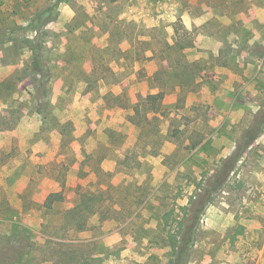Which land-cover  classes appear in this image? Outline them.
<instances>
[{
  "label": "rangeland",
  "instance_id": "1",
  "mask_svg": "<svg viewBox=\"0 0 264 264\" xmlns=\"http://www.w3.org/2000/svg\"><path fill=\"white\" fill-rule=\"evenodd\" d=\"M0 46L5 264H264V0H0Z\"/></svg>",
  "mask_w": 264,
  "mask_h": 264
},
{
  "label": "trees",
  "instance_id": "2",
  "mask_svg": "<svg viewBox=\"0 0 264 264\" xmlns=\"http://www.w3.org/2000/svg\"><path fill=\"white\" fill-rule=\"evenodd\" d=\"M40 49H41L40 45H38V44H36L35 47H33V49H32V51L34 50V52L37 53V55L31 56V62H30L31 72L37 73L43 77L47 76V75L49 76L50 75V69L48 67L47 62H44V63L41 62L42 56H41ZM44 58H47V57H44ZM44 83L45 82H42L41 80H37L35 90L37 92H39V91L43 92V89L45 88ZM28 93L30 96H33L32 92L29 91ZM156 95L148 93L145 97V101L147 103L150 102V104H152ZM42 109H43V106L41 104H38L36 110L41 111ZM260 129H261V127L258 128L256 131H258ZM255 137H256L255 133L250 134V133L246 132V134H244V137H243L244 140H243V142H241L239 144L238 149H237L235 155H233L232 160L230 158L225 159L224 160L225 166L223 168H222V166L220 167L219 171L221 172V170H223L222 171L223 174L219 176L218 182L212 188L213 190H214V188H219L222 185L223 181H225L228 174L232 171V167L234 165V162H236L239 159V157L241 156L243 151L253 142ZM230 161H231V164H230ZM213 176H214V174L211 177H213ZM212 189H210V191H207V189H204L203 192L200 193L198 195V197L196 196L197 198L192 202L191 211L194 213L192 215V227H194V225H195L196 215L201 214L203 208L206 206L207 202H209L211 192L213 191ZM58 199H59V197L56 194V192H51L46 196L43 206L50 209L52 207L53 203ZM192 234H193V232H192ZM190 236H191V234L188 233V234H186L185 238L190 237ZM6 254H7V248H0V264H5L4 259L6 258Z\"/></svg>",
  "mask_w": 264,
  "mask_h": 264
},
{
  "label": "crops",
  "instance_id": "3",
  "mask_svg": "<svg viewBox=\"0 0 264 264\" xmlns=\"http://www.w3.org/2000/svg\"><path fill=\"white\" fill-rule=\"evenodd\" d=\"M0 48H1V46H0ZM1 57V56H0ZM239 225H240V222L238 223ZM242 224V223H241ZM243 225H245L246 226V224L245 223H243ZM244 235L243 234H239L237 237V240H236V243H238V242H240V240H242ZM256 251V250H255ZM254 250H253V252H255Z\"/></svg>",
  "mask_w": 264,
  "mask_h": 264
}]
</instances>
